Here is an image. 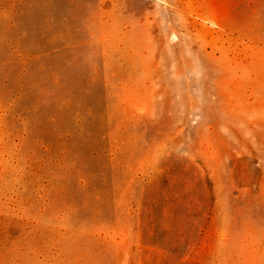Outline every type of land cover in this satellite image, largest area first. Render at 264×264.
<instances>
[{
  "label": "rangeland",
  "instance_id": "374dc122",
  "mask_svg": "<svg viewBox=\"0 0 264 264\" xmlns=\"http://www.w3.org/2000/svg\"><path fill=\"white\" fill-rule=\"evenodd\" d=\"M0 264H264V0H0Z\"/></svg>",
  "mask_w": 264,
  "mask_h": 264
}]
</instances>
